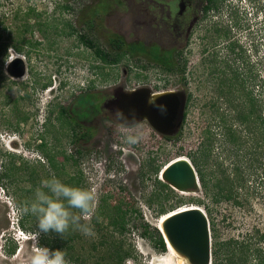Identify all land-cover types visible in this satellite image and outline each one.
<instances>
[{
    "label": "rangeland",
    "instance_id": "1",
    "mask_svg": "<svg viewBox=\"0 0 264 264\" xmlns=\"http://www.w3.org/2000/svg\"><path fill=\"white\" fill-rule=\"evenodd\" d=\"M144 2L0 0V17L9 28L0 37L17 46L21 36L28 41L22 45L21 53L9 49L10 63L5 66L0 63V264H29L37 247L53 244L50 233L38 235L37 219L31 213L26 228L28 237L34 240L15 235L13 230V223L17 224L16 219L24 214L23 209L34 201L37 188L44 189L45 171L53 176L55 171L49 158L58 165L60 180L81 176L80 188L95 194L90 220L99 208L101 196L108 198L109 205L121 203L126 209L128 204L138 211L131 215L129 234L116 239L133 248V256L126 264H179L168 249L166 252L155 249L152 230L158 228L162 213L176 209L195 206L207 213L212 250L216 241L241 239L256 230L264 234V195L257 179L262 168L254 164L248 170V157L244 155L249 147L239 154L243 158L238 157L245 182L234 189L232 200L214 203L212 194L206 195L201 184L200 190L191 195L158 184V181L165 183L161 177L163 168L179 157L191 163L199 161V169L208 178L220 177L214 168L217 160L224 163L228 173L234 172L230 165L235 163L236 154L233 146L219 137L210 105L218 95L219 73L226 67L225 61L231 68L228 72L236 69L245 72L250 66L258 78L256 84L260 86V81H264V0H217V7L209 11L203 27L196 32L189 64L193 75L186 83L179 80L180 71L168 74L147 55H127L118 64L110 65L97 59L82 42L81 36L109 52L111 38L119 36L122 24L128 27L137 20V11ZM24 25L28 28L25 34ZM204 34L218 41V62L213 67L199 66V40ZM237 40L245 52L241 58L238 55L241 48L235 53L227 49L230 42ZM17 58L22 62L15 63ZM184 59L183 54L179 64L182 71ZM143 87L155 93L184 90L191 93L187 116L171 140L154 134L147 122L118 124L104 106L117 91ZM86 95H95L100 113L76 132L61 118L60 108H70ZM209 130L216 136L206 164L201 159L208 145ZM86 132L91 138L80 141L77 136ZM128 134L139 135L141 139L129 145L125 142ZM64 157H73L78 163L74 164L72 159L64 161ZM154 168H159L157 173ZM195 169L198 173V168ZM3 171L9 177H1ZM198 177L200 180L199 173ZM155 195L157 199L152 198ZM145 224L150 225L146 236ZM91 227L94 235L86 237L77 231L80 237L74 245L73 253L84 258V264H96L103 257L102 249L92 253L89 250L111 234ZM259 246L264 249V239ZM14 248V254H10L8 251ZM66 260L69 264H81L69 255Z\"/></svg>",
    "mask_w": 264,
    "mask_h": 264
},
{
    "label": "trees",
    "instance_id": "2",
    "mask_svg": "<svg viewBox=\"0 0 264 264\" xmlns=\"http://www.w3.org/2000/svg\"><path fill=\"white\" fill-rule=\"evenodd\" d=\"M207 1L208 6L206 11L217 7V0ZM24 27L25 29L23 30V33L25 34L28 32V28H26L25 25ZM8 29L9 28L5 25V20L3 17H0L1 35L6 33ZM81 40L93 50L97 59L110 65L118 64L120 59L127 55H147V51L144 50L143 47L136 48L131 46L129 47L128 45L125 46L126 43L118 35H115L109 41L111 48L109 52L105 51L98 44L83 36H81ZM27 42L28 41L21 36L18 40L20 46H17L11 42L10 39L1 36L0 63L5 66L9 58L8 51L10 48H14L16 52L21 53L22 45ZM239 43V40L232 41L228 44L227 49L231 53H235L237 48H243L242 44L240 43V46ZM243 52L244 50L242 49L240 53H238L240 56L239 58H241ZM149 57L155 60L157 64H161L165 72L168 71L173 73L175 71L173 66L169 65V63L163 59L160 52L150 53ZM224 63L226 67L223 71H221V73H219L220 81L217 89L218 95L216 96V99H214L213 104L210 105V108L213 110L212 114H214L215 120H217L216 128H218L220 132L219 137L223 138L228 145L233 146L232 151L236 154V160L235 163L230 166H233L234 172L228 173V169L225 168L224 163H219V160H217L214 168L215 171L220 174V177L216 175L213 178H208V176L199 169V161H192L193 166L198 168L201 187L204 189L206 195L212 194L214 203H219L221 200L229 201L234 199V189L243 186L245 182V179H243L244 172L242 170L241 160L238 159V157L243 158V156H239V154L245 151V147H249L247 153L244 155V157H248V170L254 164H258L259 167L262 168V172H260V176H257V179L260 181L259 187L261 188V193L264 195V163H260L261 159L264 160V81H260V86L256 84L258 78L254 76V69L250 66H248V70L245 71V74L244 71L240 72L239 69H236L233 72H228L227 70L231 69L228 61H225ZM183 73L184 72L180 70V74L183 75ZM245 75L247 76L246 78L244 77ZM60 109L61 118L63 117L65 122L68 123V125H71L72 129L77 132L76 129L82 126L83 121H90L93 117L100 113V103L97 102L95 95H86L84 98L76 101L72 107H61ZM185 118L186 116L184 115L182 123ZM206 134H208V145H205V150L201 159L204 163H206V161L210 158V153L214 149L213 139L216 136L213 135L210 130ZM77 138L88 140L91 138V135L86 132L78 135ZM167 139L171 140L172 138L167 137ZM43 146L45 145H42V147ZM250 156L253 157L250 159ZM71 159L73 160L74 158H63V160L67 162ZM48 161H50L53 172H55L52 176L49 175L50 173L45 171L47 180H51L52 178L59 179V175L61 173L58 165L50 158ZM73 163L77 164L78 161L75 159L73 160ZM158 170L159 168H154L153 171L157 173ZM211 175L212 174H210V176ZM1 177H9V174L7 171H3ZM60 181L66 185L80 188L82 180L81 176H72ZM158 184L161 187H169V185L161 183L160 181H158ZM42 190L47 191L45 188ZM152 198L157 199L158 197L155 195ZM152 198L149 203H152ZM236 204L239 205L240 203L237 202ZM133 212L138 213V211L129 208L128 204L126 209H123V204L121 203L119 205H109L108 198L101 196L99 200V208L93 214L89 224L95 228H100V231L110 232L111 234L110 236L98 241L97 244L95 243L91 250H89L91 253L95 251L100 252L101 249L103 250V257L98 259L96 264H102V262L104 264H126L127 260L133 256V248L131 246L125 245L123 242L116 240L117 238L124 237L129 234V221ZM29 213L24 212V214H20L19 226L25 232H28V229L26 228V221ZM162 215H165V213H162ZM149 228L150 225L145 224L144 236H146ZM152 230L154 232L153 238L155 241V249L159 252H166L167 245L162 233L157 227L152 228ZM49 237L52 238L53 244H49L47 248L52 250L60 249L66 253L65 259L67 258V255H69L70 258H75L77 262L80 261L81 264H84L85 259L80 255L73 253L75 249L74 245L77 243V240L79 241L80 237L77 231L70 228L69 231L65 233L63 238L55 233H50ZM40 239H42V236ZM263 239L264 234H260V231L256 230L254 233L243 236L241 239L231 238L227 242L223 243L216 241L213 244L212 264H264V249L259 246V243H261ZM15 250L16 248L8 252L10 254H14ZM90 256L91 255H88V258Z\"/></svg>",
    "mask_w": 264,
    "mask_h": 264
},
{
    "label": "water",
    "instance_id": "3",
    "mask_svg": "<svg viewBox=\"0 0 264 264\" xmlns=\"http://www.w3.org/2000/svg\"><path fill=\"white\" fill-rule=\"evenodd\" d=\"M21 62L20 58L15 60V63ZM150 99L154 102L149 103ZM115 103L124 116L118 123L147 122L155 132L167 137L174 136L182 125L185 99L179 91L155 93L143 87L118 94ZM156 105H165L166 112L161 114ZM161 177L178 191L195 193L200 190L198 173L191 161L185 158L165 166ZM175 213L162 223V231L159 229L165 242H169L187 264H212V235L204 211L196 208Z\"/></svg>",
    "mask_w": 264,
    "mask_h": 264
},
{
    "label": "flooded vegetation",
    "instance_id": "4",
    "mask_svg": "<svg viewBox=\"0 0 264 264\" xmlns=\"http://www.w3.org/2000/svg\"><path fill=\"white\" fill-rule=\"evenodd\" d=\"M145 5L138 9L139 16L137 20L132 21L130 26L121 25L119 29V36L130 47H143L147 52V56L151 59L150 53L160 52L163 59L173 66L175 74L180 71L179 64L180 58L184 54L185 63H183V75L180 74L179 80L186 83L193 75L192 69L189 68L190 61L193 53V41L196 39V32L200 27H203L205 18L209 11H206L208 6L207 0H144ZM122 21V20H121ZM133 36L131 39L128 37ZM202 35L199 40L200 44V59L199 66L203 68L213 67L217 64V47L218 41L213 40L212 37H205ZM208 43L210 45H208ZM155 64V60L151 59ZM158 67L164 71L163 66L158 64ZM178 76V75H177ZM188 84V83H187ZM127 92V91H124ZM122 91L114 93L112 99L106 101L104 106L109 108L110 113L114 116L117 111L116 100L117 96ZM183 94L185 99L184 115L187 116L188 104L191 102V93L188 91H179ZM184 118V117H183ZM141 122V121H138ZM143 122V121H142ZM87 121L82 122L87 125ZM137 123L136 121H127L126 124L131 125ZM148 124V123H147ZM149 125V124H148ZM151 127V126H150ZM154 134L159 135L163 139L167 136H162L155 132L151 127ZM178 132V131H177ZM84 134V133H81ZM172 138V136H169ZM80 141H83L80 139Z\"/></svg>",
    "mask_w": 264,
    "mask_h": 264
},
{
    "label": "clouds",
    "instance_id": "5",
    "mask_svg": "<svg viewBox=\"0 0 264 264\" xmlns=\"http://www.w3.org/2000/svg\"><path fill=\"white\" fill-rule=\"evenodd\" d=\"M11 61L7 62L10 63ZM153 102L152 99L149 100V103ZM156 107H158L161 114L166 112L165 105H156ZM123 119V113L117 110L114 120L120 121ZM140 139L139 135L128 134L125 137V142L134 145ZM42 186L47 191L37 188L34 201L29 207L23 209L25 213L30 212L36 217L38 235L55 233L63 238L70 228L79 231L86 237L94 235L93 228L88 223L93 213L95 201V194L92 191L66 185L56 178L43 181ZM19 220L20 216L16 219L17 224L13 223L15 235L23 236L26 240H34L35 238L28 237L29 233L20 228ZM15 226H18V228ZM65 256L66 253L60 249L52 250L46 247H37L30 258L29 264H69Z\"/></svg>",
    "mask_w": 264,
    "mask_h": 264
},
{
    "label": "bare ground",
    "instance_id": "6",
    "mask_svg": "<svg viewBox=\"0 0 264 264\" xmlns=\"http://www.w3.org/2000/svg\"><path fill=\"white\" fill-rule=\"evenodd\" d=\"M179 158L184 159V157H179ZM179 158H177V159H179ZM177 159H175V160H177ZM185 159H187V158H185ZM175 160H173V161H175ZM187 160H188V159H187ZM173 161H171V162H173ZM171 162H169L167 165H169ZM167 165H166V166H167ZM164 168H165V167H164ZM164 168H163V169H164ZM180 193H181V194H184V195H191V193H189V192H182V191H180ZM196 208L202 209V208H200V207H195V206H193V207L181 208V209H178V210H176V211H179V210H182V211H188V210L196 209ZM202 210H203V209H202ZM176 211L170 212V213L165 214L164 216L161 217V219H160V221H159V225H158V228H159L161 231H162V223H163L166 219H168L169 217H171V216L177 214V213H175ZM203 211H204V210H203ZM173 213H175V214H173ZM204 213H205L206 216H207V213H206L205 211H204ZM167 246H168V250H169L174 256H176V258H177L176 261H178L179 264H187V262H186L182 257H180V256L176 253V251L173 249V247L170 245L169 242H167Z\"/></svg>",
    "mask_w": 264,
    "mask_h": 264
}]
</instances>
